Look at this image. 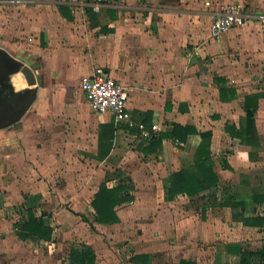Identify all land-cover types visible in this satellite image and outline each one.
Wrapping results in <instances>:
<instances>
[{
	"label": "crops",
	"instance_id": "1",
	"mask_svg": "<svg viewBox=\"0 0 264 264\" xmlns=\"http://www.w3.org/2000/svg\"><path fill=\"white\" fill-rule=\"evenodd\" d=\"M230 5L252 18L215 39L212 13ZM8 56L38 70V85L0 111V264H71L82 246L95 264H238L263 250L264 200L254 197H264V0H0L1 70L17 67ZM98 67L130 91L122 122L92 112L82 91ZM12 88H29L21 68L0 101ZM257 94L248 143L227 127L243 130L246 97ZM141 124L154 140L175 125L211 133L219 182L171 198L201 137L153 147L137 140ZM103 183L128 186L118 223L96 220ZM32 214L51 239L27 231Z\"/></svg>",
	"mask_w": 264,
	"mask_h": 264
},
{
	"label": "trees",
	"instance_id": "2",
	"mask_svg": "<svg viewBox=\"0 0 264 264\" xmlns=\"http://www.w3.org/2000/svg\"><path fill=\"white\" fill-rule=\"evenodd\" d=\"M71 1V0H66ZM86 2H92L95 0H83ZM88 13L90 18H96L94 11L89 9ZM7 76L4 77V82ZM260 95H251L246 97V108L248 111L247 123L242 127V131H237L235 126L227 127L232 134L236 137L243 138L242 140L251 143L254 138L248 136L253 135L255 132V123L253 115L256 109H258V101ZM198 134L201 137V142L197 147V152L194 157L192 166L173 174V187L171 190V198L179 194H184L194 199L202 191L215 186L218 182V176L214 172V161L211 152V133L200 134L192 126H181L175 125L172 132L161 133L159 139H146L145 141L150 142L148 145L153 147L158 145L163 138H178L181 141H186L188 135ZM246 137H248L246 139ZM128 186L125 184H119L116 187L110 188L107 183L101 184L99 191L96 193L95 198L92 202V206L96 212V220L99 223H118L120 221L115 208L122 203L126 202L130 196L127 194ZM131 199V198H130ZM255 200H264V197H254ZM249 222V221H248ZM259 221H250V223H256ZM27 231L40 239L49 240L52 236V228L45 224L42 218H37L33 214L31 215L30 221L25 224ZM236 246L230 247V250H234ZM148 259L151 258L149 255L136 256L135 259ZM71 264H95L96 254L94 250L89 246H82L81 248H72L70 253ZM179 264H197L194 261L182 259ZM238 264H264V248L259 252H248L241 253V259Z\"/></svg>",
	"mask_w": 264,
	"mask_h": 264
},
{
	"label": "built area",
	"instance_id": "3",
	"mask_svg": "<svg viewBox=\"0 0 264 264\" xmlns=\"http://www.w3.org/2000/svg\"><path fill=\"white\" fill-rule=\"evenodd\" d=\"M251 18L237 5L221 6L212 13L211 35L215 39H220L222 34L228 30L247 25ZM30 41H33V38ZM81 88L92 112L96 114L109 113L114 116L117 122L127 119L130 91L119 84L107 69L95 68L92 74L83 78ZM138 129L137 140L139 142L151 139L157 132L156 130L152 132L146 130L142 124Z\"/></svg>",
	"mask_w": 264,
	"mask_h": 264
},
{
	"label": "water",
	"instance_id": "4",
	"mask_svg": "<svg viewBox=\"0 0 264 264\" xmlns=\"http://www.w3.org/2000/svg\"><path fill=\"white\" fill-rule=\"evenodd\" d=\"M8 59L15 62L17 64V67L14 68L13 70H8V71H5L6 68H4L3 70L0 69V93L2 92V89L4 88V77L7 76V79H9V75L15 71H18L20 68H21V72L23 73V75L25 76V78L27 80V84H28L29 88L22 90L20 92H15V91H13V88H12L10 90L7 98L0 101V111L1 112L6 110V108H8L10 106V103L12 101L21 102V101L28 99L29 96L33 92V89L31 87L38 85V70H34L30 64H28L22 60L16 59L13 56H8ZM0 65H1V63H0ZM13 123H14V121H13ZM10 124L5 125L4 127H6Z\"/></svg>",
	"mask_w": 264,
	"mask_h": 264
}]
</instances>
